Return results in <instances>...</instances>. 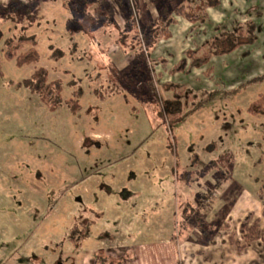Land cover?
Instances as JSON below:
<instances>
[{"label":"rangeland","instance_id":"1","mask_svg":"<svg viewBox=\"0 0 264 264\" xmlns=\"http://www.w3.org/2000/svg\"><path fill=\"white\" fill-rule=\"evenodd\" d=\"M10 1L0 0V264L133 259L132 249L106 248L92 256V223L84 242L67 238L74 222L93 220L88 213L100 187L92 178L136 190L128 199L131 209L111 232L115 242L130 248L171 241L172 254L160 246L152 255L156 264H167L164 253L176 264H264V240L237 252L226 238L247 214L259 216L264 205V118L248 113L264 96V83L242 88L264 76V0H218L202 23L177 18L170 34L148 50L144 39L161 10L184 0H140L153 3L154 11L149 17L148 6H141V20L131 12L135 27L122 46V27L111 22L126 23L122 1L136 8L139 0H110L107 7L103 0H87L95 8L64 0L41 10L27 0H17L25 7ZM62 12L67 23L61 22ZM248 21L254 41L214 57L209 73L206 68L166 73L206 41ZM23 36L35 38L38 61L18 67L5 59L4 43L11 42L12 50ZM21 47L19 54L31 45ZM51 48L63 56L52 60ZM38 69L47 71L48 81L61 83L62 103L54 111L23 85ZM149 82L163 100L173 95L166 82L215 91L219 98L175 128L171 149ZM232 90L239 91L226 93ZM70 100L78 102V111L68 106ZM175 167L188 174L185 181L172 174ZM188 203L196 209L185 220L179 206Z\"/></svg>","mask_w":264,"mask_h":264},{"label":"trees","instance_id":"2","mask_svg":"<svg viewBox=\"0 0 264 264\" xmlns=\"http://www.w3.org/2000/svg\"><path fill=\"white\" fill-rule=\"evenodd\" d=\"M172 1V0H170ZM191 1V2H190ZM184 0L187 4V7L182 3L176 6L173 10H170L167 7H164L159 17L154 22V26L150 27L148 30L147 38L144 40L146 41V49H150L153 45L161 37H166L170 34L171 27L177 22V18L185 19L188 22L196 23L200 21L201 23L207 17V11L210 8H213L218 5V0H204L203 4L198 7L194 8L197 0ZM11 4H19V6H23V3L17 0H11ZM32 3V9H36L38 4L35 0H27L26 3ZM125 2V1H123ZM30 3V4H31ZM29 4V5H30ZM127 4V3H126ZM12 6V5H11ZM132 4H127V9L129 11L130 20L127 25L128 29L135 27L136 18L132 15ZM194 6V7H193ZM25 7V6H23ZM11 9H15L14 6ZM136 9V8H135ZM29 13V12H28ZM114 26L118 27L114 22H111ZM119 28V27H118ZM126 32H118V36L121 38L119 39V46L124 45V41L128 39ZM3 37V33L0 31V41ZM255 39V30L253 24L251 22H245L242 24L237 25L231 32H223L218 34L217 36L213 37L209 41H206L203 45L197 48L194 52L189 53L185 58L181 59L176 65L171 67L166 71L168 75H176V74H188L191 71L199 70L206 68L205 74L209 73L212 69L211 67V60L217 56H223L229 54L233 50L237 49L238 47L244 45L245 43H251ZM30 44L31 48L23 54L21 53L20 49L22 48L21 45ZM6 47V51L4 53V57L7 60H15V64L18 67L24 65L34 64L38 61V55L35 51V38L34 37H22L19 39L18 46L11 50V42L4 43ZM145 49V47L143 46ZM133 49V47L131 48ZM52 56L50 57L52 60L57 61L59 60L63 54L59 50H54L51 48ZM125 54V53H124ZM149 53H142L140 57H149ZM126 55V54H125ZM161 73L156 72V76H159ZM151 82H149L150 84ZM264 83V76L257 77L249 80L244 84V87ZM23 85L26 89L30 92L37 95L40 100L47 106L50 111L56 110L62 103L61 101V92L62 87L59 81H48V73L44 69H38L33 73V75L23 82ZM150 92L152 94L154 100V112L156 113V117L161 122H164L166 134L168 136V147L173 149L175 145V138H174V130L175 128L180 125L185 118L193 115L194 113L199 112L201 109L209 105L210 103L214 102L217 98V92L215 91H196L189 89L185 85L181 84H174L170 82H166L164 88L168 91L172 92L171 99H161L160 96L155 92L153 89L152 84L149 85ZM241 90V89H239ZM239 90H232L229 93H234ZM224 93V94H226ZM68 105L72 110L78 111L79 105L77 101L70 100ZM248 113L255 117L264 118V96H260L253 104H251L248 108ZM163 126V125H162ZM195 160V157H193ZM177 163V162H176ZM177 168L178 165H176ZM175 167V168H176ZM172 172V174L178 179H182L185 181L187 179L188 174L184 172L183 174H179V169ZM177 182V180H176ZM126 192L123 190L121 195L126 197ZM209 194V192L207 193ZM75 203L81 206L82 201L80 198ZM199 202H196L195 206H198ZM181 207V217H185V220H188L189 217H186V214L189 211H194L195 209L193 206L188 203L186 205L182 204ZM77 219V218H76ZM75 219V220H76ZM78 220V219H77ZM76 220V221H77ZM87 220V219H86ZM184 220V221H185ZM264 205L261 208L260 215L255 216L253 213L247 214L244 219L240 222L237 229L230 234L227 235V242L229 245L235 247L237 252H241L247 247H249L254 242H259L264 240ZM91 227V222L88 220L86 223H79L74 222V225L70 231V234L67 236L69 241L77 244L79 242H84L87 238H89V228ZM173 240V237L172 239ZM96 254L94 253V256ZM93 261L90 264H114L111 258L106 257H98L95 256ZM121 264V262L117 263Z\"/></svg>","mask_w":264,"mask_h":264},{"label":"crops","instance_id":"3","mask_svg":"<svg viewBox=\"0 0 264 264\" xmlns=\"http://www.w3.org/2000/svg\"><path fill=\"white\" fill-rule=\"evenodd\" d=\"M21 1L24 2L25 0H21ZM75 1L78 4H80V2L82 3V1H84L83 4L85 3L86 6L90 5L89 8H91V7L95 8L97 5L95 3L94 4H88L87 2L89 0L88 1L87 0H82V1L81 0H75ZM57 2L62 3V2H64V0L63 1L62 0H41L36 9L41 10L42 8H45L49 5H52V4L56 5ZM102 3H105L104 6L107 7L108 4H111V1L110 0H103ZM143 4L145 5L146 3L144 2ZM121 5H123V7L125 9L126 17L124 19H126L127 22L123 24L120 21H116V22L114 21V23L117 26L119 25L120 27H122L121 31L126 32L130 15H129V11L127 9L126 3H124L122 1ZM144 5H141L140 0H139L137 2L136 9H135L134 5L131 6V9L133 11L134 16L136 18L140 17V20H141V18H143V16L141 15V8L140 7L144 6ZM147 6L148 7L145 9V11H146V14L150 17V16H152V13L154 11V5H153V3H149ZM101 8H103V7L101 6ZM101 15L103 17H100V18H102V19L106 18V16H104L103 14H101ZM67 20H68V18L62 12L61 22L67 23ZM89 20H88V22H89ZM92 20H93V18H92ZM92 20H90L91 21L90 25L94 24V22ZM87 25H89V24L87 23ZM82 30H83V27H82ZM121 31H119V32H121ZM78 32H80L79 34H82L83 36H85V33L83 31H78ZM111 173H113V172L111 171ZM92 182H94L93 185L99 184L97 186L100 187L99 189L95 190V192H94L95 200L93 201L92 206L90 207L91 208L90 212L88 213V215H93L92 216L93 220L91 223L93 225L92 228H93L94 233H92L91 236L96 235L94 237L95 242H93V244H92L93 246H95L93 249V252H92V256L94 253L99 252L101 250H104L106 248L120 249V250H128V249L131 250L132 249L133 259L125 260V262H122V264H156V261H154V259L152 258V255L156 254L157 250H161L159 248L160 246H162V247L167 246L169 248V251L171 250L170 253L172 254L173 245H172L171 241H165L161 244H157L156 242L146 243V244H136V245H133L134 247H132V248H130L131 246H129V245L115 242L116 239L114 238V234L111 232L112 230L115 231V229H114L115 228V220L117 218H119L120 215L122 216V214H127L129 212V210L131 209V204L128 203V199L134 198L133 195L136 196L138 193L136 192V190H131V191H130V189L126 190V186L122 187L121 185H111V183H109L105 179L95 180L94 178H92ZM102 182H104V185L102 184ZM123 190L127 193L126 197H123V195H121V192ZM77 200L78 199L76 198L75 201H77ZM94 215H97L98 217L97 216L94 217ZM226 238H227V236H226ZM140 253L147 255V258L140 261L139 258L137 257V255H139ZM164 255L167 257L164 260L165 263L176 264V261H173V258H171L170 256H168L165 253H164ZM31 262L34 264L35 259H31ZM89 262H91V261H89Z\"/></svg>","mask_w":264,"mask_h":264}]
</instances>
